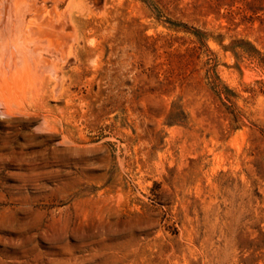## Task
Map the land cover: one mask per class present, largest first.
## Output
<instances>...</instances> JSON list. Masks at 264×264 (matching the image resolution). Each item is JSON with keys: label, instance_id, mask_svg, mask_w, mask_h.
I'll use <instances>...</instances> for the list:
<instances>
[{"label": "rangeland", "instance_id": "obj_1", "mask_svg": "<svg viewBox=\"0 0 264 264\" xmlns=\"http://www.w3.org/2000/svg\"><path fill=\"white\" fill-rule=\"evenodd\" d=\"M40 2L74 37L2 91L0 264H264V0Z\"/></svg>", "mask_w": 264, "mask_h": 264}, {"label": "bare ground", "instance_id": "obj_2", "mask_svg": "<svg viewBox=\"0 0 264 264\" xmlns=\"http://www.w3.org/2000/svg\"><path fill=\"white\" fill-rule=\"evenodd\" d=\"M64 13L55 6L48 9L40 0H0V105L8 101L2 91L9 82L28 81L44 90L51 82V90L57 92L60 69L46 55L63 59L72 47L74 36L67 30Z\"/></svg>", "mask_w": 264, "mask_h": 264}]
</instances>
